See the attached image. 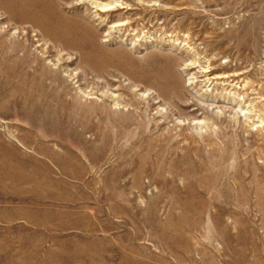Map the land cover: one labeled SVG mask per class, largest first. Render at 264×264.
Masks as SVG:
<instances>
[{
	"label": "rangeland",
	"instance_id": "rangeland-1",
	"mask_svg": "<svg viewBox=\"0 0 264 264\" xmlns=\"http://www.w3.org/2000/svg\"><path fill=\"white\" fill-rule=\"evenodd\" d=\"M12 1L1 175L28 164L50 179L3 184L0 264H264V0ZM45 17L92 42L54 41ZM127 87L157 103L138 107ZM129 108L150 130L121 125Z\"/></svg>",
	"mask_w": 264,
	"mask_h": 264
},
{
	"label": "bare ground",
	"instance_id": "bare-ground-1",
	"mask_svg": "<svg viewBox=\"0 0 264 264\" xmlns=\"http://www.w3.org/2000/svg\"><path fill=\"white\" fill-rule=\"evenodd\" d=\"M35 0H13L12 1V4H14L13 6L16 8V9H19V10H21V11H24V12H26V13H28V9L31 7V8H33L34 10H37V7L36 6H38V5H40V3L39 4H36V6H35ZM37 3V2H36ZM47 4V6H48V8H49V10H51V9H54L55 8V6L57 5V3H56V0H44V4ZM43 4V3H42ZM45 4V5H46ZM45 8V7H44ZM43 8V9H44ZM47 9V8H46ZM56 9V8H55ZM48 10V11H49ZM107 10V9H106ZM36 13V12H35ZM40 13H42V12H40ZM51 14H52V11L50 12ZM54 13V12H53ZM56 13V12H55ZM45 14V13H44ZM50 14V15H51ZM58 14V13H57ZM56 14V15H57ZM39 15V14H38ZM46 15V14H45ZM61 16V15H60ZM41 17V16H40ZM53 17H54V15H53ZM59 17V16H58ZM62 17V16H61ZM59 19V18H58ZM57 19V20H58ZM60 20H62V19H60ZM69 20V19H68ZM42 23H43V25H45V28H46V32H47V34L52 38V39H54V41H57V42H59V41H61L62 43H64L67 47H69V48H76V49H81L82 47H84V45L86 44V42L87 41H89V42H92V40H93V34L92 33H89V29L87 28V26L86 25H84V24H82L81 25V27L78 25V24H74V25H68V26H66L67 28H65L66 30H63V29H61V27H60V23L58 22V24H60V25H58L57 24V22H56V20L52 23V20H48V18H46L45 17V20H40ZM64 21V20H63ZM70 21V20H69ZM70 23V22H69ZM72 23V22H71ZM55 24V25H54ZM59 26V27H58ZM82 30V31H81ZM88 34V35H87ZM72 45V46H71ZM96 57V56H95ZM94 57V58H95ZM93 59V58H92ZM90 60L91 62L88 64L89 65V67H87V71L89 70V71H91V70H93V71H102V69H103V67L105 66V64L106 63H104L103 61H101V62H99V61H95V60ZM167 63V62H166ZM169 63V62H168ZM169 64H172V63H169ZM167 65H165V67H166ZM170 67H171V65H169ZM162 70V68H160L159 69V71H161ZM169 71H171V70H169ZM98 72V73H99ZM158 72V71H157ZM156 72V75H158L159 76V73H161L162 72V74H163V71H161V72H159V73H157ZM167 73H168V70H167ZM174 73V72H173ZM162 74H160V75H162ZM171 74V73H170ZM151 76H152V74H151ZM153 76H154V74H153ZM165 76V75H164ZM141 78V77H140ZM147 78V77H146ZM148 78H149V76H148ZM151 79V78H150ZM157 78L155 77V79L153 78V82H156V81H154V80H156ZM162 79V78H161ZM163 80V79H162ZM148 81V80H147ZM152 81H150V82H152ZM152 82V83H153ZM136 83V82H135ZM158 83V82H157ZM159 84V83H158ZM157 84V85H158ZM128 89H130L129 87H127ZM130 91L132 92L131 94H133V99L135 100V104L138 106V107H141L142 105H140L139 106V104H140V102L143 100H145L147 103L149 102V103H151V101H155L154 102V104L155 103H157L156 102V99H158L159 98V96H158V94H153V93H150V94H147V95H143V96H141V95H138L137 93H135L134 92V90H131L130 89ZM155 91V90H154ZM131 99V98H130ZM130 102V101H129ZM134 105V104H133ZM137 106H135V107H137ZM151 106H153V105H151ZM143 107V106H142ZM141 107V108H142ZM148 107V106H147ZM146 107V108H147ZM145 108V109H146ZM144 109V110H145ZM108 111H111V109L109 108V109H107ZM135 110H137V109H135V108H129V110L128 111H126L125 112V114L127 115V117L128 118H125V119H122V121H121V125L122 126H126V127H130V126H132V125H141V123H142V121H136L135 120V118H134V116H135ZM143 110V111H144ZM142 111V112H143ZM146 111V110H145ZM144 111V114H141V116H145V113L147 112H145ZM136 113H137V111H136ZM148 113H150V112H148ZM147 113V114H148ZM138 114V113H137ZM146 114V115H147ZM139 115V114H138ZM149 115V114H148ZM141 118V117H140ZM139 118V119H140ZM146 119H147V117H145ZM142 119V118H141ZM140 119V120H141ZM119 122V121H118ZM144 123H146L145 121H144ZM143 123V124H144ZM117 124V123H116ZM159 124V123H158ZM149 125V124H148ZM141 126H143V125H141ZM154 126V125H153ZM157 126V125H156ZM133 127V126H132ZM144 127V126H143ZM146 127H148L147 126V124H146ZM146 127H144V129L146 128ZM134 128V127H133ZM139 128V127H138ZM140 129H141V127H140ZM149 129V128H148ZM147 128L145 129V130H148ZM143 130V129H142ZM150 130V129H149ZM144 132H146V131H144ZM144 132L143 131H141V133L140 132H138V130H137V133H139L138 135L141 137V136H144L143 134H144ZM151 132V131H150ZM150 132H147V135H148V133H150ZM151 134V133H150ZM147 135H145V140L143 141V140H141V143H148L147 141H149L150 142V140L152 141V139H153V141H152V143H156V144H158L157 142L160 140V139H158V138H153V137H151V139L150 140H147L146 141V136ZM168 135V134H167ZM149 136L150 135H148V138H149ZM139 137V138H140ZM164 137V136H163ZM168 137V136H167ZM142 139V138H141ZM161 139H163V140H165V138H161ZM146 141V142H145ZM165 141H167V140H165ZM162 143V142H161ZM150 144V143H149ZM159 144H160V142H159ZM144 146V145H143ZM149 146V145H148Z\"/></svg>",
	"mask_w": 264,
	"mask_h": 264
},
{
	"label": "crops",
	"instance_id": "crops-1",
	"mask_svg": "<svg viewBox=\"0 0 264 264\" xmlns=\"http://www.w3.org/2000/svg\"><path fill=\"white\" fill-rule=\"evenodd\" d=\"M1 156L2 155L0 154V161H1ZM36 157L38 158L37 155L28 152V153L22 154V158H24L23 160L22 159H20V160L9 159V160L10 161H15V162H21V161L22 162H30ZM39 160H40V162L46 163V164L48 162L47 159H44V158H40ZM9 168H10L9 169L10 177L8 179H2L1 170H0V193L2 192L3 184L4 185L8 184L9 187H10V191H11L12 187L16 188L18 186L19 187L20 186H26V187L39 186V187H42V186H47L48 185V182H49V179H50V178H48V176H46L45 180H43V177L37 178V179L34 178L35 177L34 175H35L36 171L34 170L33 166H31V165L18 164V165H15V167H13V169L11 168V166ZM63 182H64V180H63ZM10 211H12V210L10 209ZM2 215H3V213H2V208H1V205H0V227H1V224H3V223H1ZM28 221H30L29 218L25 219V223H28Z\"/></svg>",
	"mask_w": 264,
	"mask_h": 264
}]
</instances>
